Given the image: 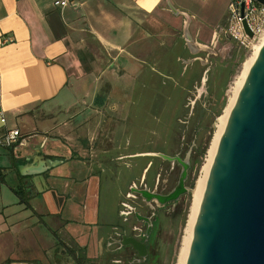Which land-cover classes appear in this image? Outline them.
I'll return each mask as SVG.
<instances>
[{"label": "crops", "instance_id": "crops-1", "mask_svg": "<svg viewBox=\"0 0 264 264\" xmlns=\"http://www.w3.org/2000/svg\"><path fill=\"white\" fill-rule=\"evenodd\" d=\"M171 2L191 17L198 46L217 52L228 39L216 33L210 0ZM185 22L166 0H0V139L15 129L24 136L0 146V264H68L74 251L98 253L102 229L116 222L106 200L116 212L119 196L101 182L121 178V127L136 144H152L133 113L158 120L166 89L198 85L208 65L201 60L226 66L218 54H192ZM175 141L162 142L168 153ZM39 148L44 161L62 164L24 176L25 157Z\"/></svg>", "mask_w": 264, "mask_h": 264}, {"label": "water", "instance_id": "water-1", "mask_svg": "<svg viewBox=\"0 0 264 264\" xmlns=\"http://www.w3.org/2000/svg\"><path fill=\"white\" fill-rule=\"evenodd\" d=\"M264 7V0H254ZM167 5L175 16L185 18L184 37L193 55L201 51L217 55L210 47L198 46L190 32L191 17ZM244 4L241 16L244 17ZM250 39L255 34L243 22ZM207 65V62L201 60ZM28 140L23 145L27 147ZM44 145L42 146V148ZM42 148L26 158L22 174L39 175L62 164L44 161ZM178 162L181 173L177 187L166 197L146 194L159 206L194 195L187 187L191 153L185 160L153 155ZM42 161L40 165L37 162ZM25 168V169H24ZM26 171V172H25ZM140 251V244L131 242ZM187 264H264V44L251 68L220 140L193 232Z\"/></svg>", "mask_w": 264, "mask_h": 264}, {"label": "rangeland", "instance_id": "rangeland-1", "mask_svg": "<svg viewBox=\"0 0 264 264\" xmlns=\"http://www.w3.org/2000/svg\"><path fill=\"white\" fill-rule=\"evenodd\" d=\"M232 3L233 0H210L209 13L214 18L212 21H215V19L221 20L219 26H222V28L216 30L221 38L226 36V31L230 34L232 19L230 7ZM259 18L263 34L260 41H251L245 43L244 46L232 37H229V39L223 37V42L217 46V59L221 65H226V68L225 70L221 68L213 69L204 91H201L200 99H198L200 95L198 89H201L203 75L198 85L192 87L189 92L173 87L166 89V101L159 113L160 118L158 120H149L144 123V119L147 120V118L143 119V113L140 110L133 113L137 128L148 131L144 138L154 140L156 143L166 142V140L173 142L174 138L177 140L185 132V143L190 146L195 138L194 131L206 128L199 137L198 149H196L193 156L190 185L194 190L203 178L204 167L208 163L209 152L217 136L218 119L224 115L231 97V91L240 81L245 71L246 62L253 56L256 47L260 46L264 40V15L259 16ZM99 104L104 105V102ZM96 107H99V105L96 104ZM137 109H140V107ZM181 140L180 138L179 141ZM171 146L172 148H178V144ZM188 149V147L185 148L184 153H187ZM175 150L171 149L170 152L173 153ZM198 203V200L194 201V196L189 195L182 206L170 210L169 214H164L166 222H164V227L152 252L153 264L183 263L181 259H183L185 244L190 235L189 225L192 213Z\"/></svg>", "mask_w": 264, "mask_h": 264}, {"label": "flooded vegetation", "instance_id": "flooded-vegetation-1", "mask_svg": "<svg viewBox=\"0 0 264 264\" xmlns=\"http://www.w3.org/2000/svg\"><path fill=\"white\" fill-rule=\"evenodd\" d=\"M226 36L228 39L231 38L227 31ZM207 64L201 89H198L200 92L198 99L201 98L209 75L214 69L210 61ZM219 66H221L220 63ZM221 68L225 70L226 66H221ZM127 120L129 119H120L119 121L126 124ZM205 129L194 131L195 138L190 146L185 143L184 132L181 137L178 136L179 138L175 139L178 148H175L173 153H168L167 147L170 142H167L168 145L156 142H152V144L138 142L136 144L131 130L122 126L119 136L121 143L118 148V153L121 156L117 159L123 165L120 169L121 178L118 180L115 175L106 177L103 184L101 182L103 190L113 186L116 188V194L119 196L116 212L110 201L106 200L107 215L109 213H111L110 216L116 214V222L107 224L102 229L104 236L100 241L101 245L96 255L88 253V251L84 255L74 251L69 257L68 264H153L152 252L164 227V222H166L164 214H169L170 210L182 206L189 195L183 196L176 203L165 206H159L156 201L148 200L145 193L166 197L175 190L179 182L181 166L177 161L172 163L157 156L145 157L144 155H164L172 159L185 160L186 156L191 153L192 169L194 152L198 149L199 137ZM180 138L181 141H179ZM187 147L189 149L187 153H184ZM190 173L191 170L186 184L188 188H191ZM107 192L109 191L107 190ZM131 242L139 243L140 251L129 245Z\"/></svg>", "mask_w": 264, "mask_h": 264}, {"label": "built area", "instance_id": "built-area-1", "mask_svg": "<svg viewBox=\"0 0 264 264\" xmlns=\"http://www.w3.org/2000/svg\"><path fill=\"white\" fill-rule=\"evenodd\" d=\"M244 4V17L241 16V7ZM67 2H58L56 6H66ZM232 19L230 22V36L240 44L245 46V43L251 41L261 40L262 37V26L260 25L259 16L264 15V7L257 4L254 0H233L231 4ZM247 21L250 29L255 34V38L252 40L246 34L243 22ZM0 119H4L3 112L0 111ZM24 138L20 130L15 129L8 131L7 134L0 139V146L6 149L14 148L19 145L21 140Z\"/></svg>", "mask_w": 264, "mask_h": 264}, {"label": "bare ground", "instance_id": "bare-ground-1", "mask_svg": "<svg viewBox=\"0 0 264 264\" xmlns=\"http://www.w3.org/2000/svg\"><path fill=\"white\" fill-rule=\"evenodd\" d=\"M264 44V40L262 41V44L258 47H256V49L254 50V54L253 56L246 62L245 64V71L240 79V81L236 84V87L232 89L231 91V97L229 98V103L227 105V108L225 109L224 115L218 119V132H217V136L214 140V143L211 147V150L209 152V159H208V163L206 164V166L204 167V174H203V178L198 182L196 189L194 190V201L196 202L197 200L199 201V203L197 204V207L195 208V210L192 213V218H191V222H190V235H189V239L188 241H186L185 244V250H184V255H183V263L181 264H187V260L189 257V253H190V248H191V244H192V239H193V232L198 220V216H199V212L201 209V204L203 201V197H204V193H205V189L208 183V179L210 176V172H211V168L213 165V162L215 160V156L218 150V146L220 143V140L222 138V135L227 127L228 124V120L230 118V115L236 105L237 99L240 95V92L244 86V83L246 81V78L251 70V68L253 67L259 53L260 50L262 48ZM195 205V204H194Z\"/></svg>", "mask_w": 264, "mask_h": 264}, {"label": "trees", "instance_id": "trees-1", "mask_svg": "<svg viewBox=\"0 0 264 264\" xmlns=\"http://www.w3.org/2000/svg\"><path fill=\"white\" fill-rule=\"evenodd\" d=\"M22 200L25 201L26 199H24L22 196H21Z\"/></svg>", "mask_w": 264, "mask_h": 264}]
</instances>
